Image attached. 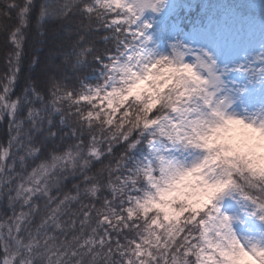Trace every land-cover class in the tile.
<instances>
[{"label":"snow or ice","instance_id":"snow-or-ice-1","mask_svg":"<svg viewBox=\"0 0 264 264\" xmlns=\"http://www.w3.org/2000/svg\"><path fill=\"white\" fill-rule=\"evenodd\" d=\"M0 20V264H259L264 0H0Z\"/></svg>","mask_w":264,"mask_h":264},{"label":"trees","instance_id":"trees-1","mask_svg":"<svg viewBox=\"0 0 264 264\" xmlns=\"http://www.w3.org/2000/svg\"><path fill=\"white\" fill-rule=\"evenodd\" d=\"M2 22L3 21L0 20V23ZM50 31L56 33L54 26H50L49 29L45 31L43 36H39L36 33V30L34 27L29 32L28 37L25 41V56H24V69H23L24 76L35 78V72L29 67V60L34 54L33 49L36 47V45L39 44L40 46L39 48L36 49L35 54H37L41 60H44L45 57L47 56L49 48L52 47L58 41V38L52 37L51 34H49ZM23 85H24V81L22 78L18 82V85L15 91L19 92L20 90H22ZM5 131L6 129L0 128V134H3Z\"/></svg>","mask_w":264,"mask_h":264},{"label":"clouds","instance_id":"clouds-1","mask_svg":"<svg viewBox=\"0 0 264 264\" xmlns=\"http://www.w3.org/2000/svg\"><path fill=\"white\" fill-rule=\"evenodd\" d=\"M261 143L257 145V153L250 163H253L260 171L264 172V135L261 136ZM259 264H264V256L259 260Z\"/></svg>","mask_w":264,"mask_h":264},{"label":"rangeland","instance_id":"rangeland-1","mask_svg":"<svg viewBox=\"0 0 264 264\" xmlns=\"http://www.w3.org/2000/svg\"><path fill=\"white\" fill-rule=\"evenodd\" d=\"M49 34H51L52 37L58 38L57 34L55 32H49ZM47 46V45H46Z\"/></svg>","mask_w":264,"mask_h":264}]
</instances>
